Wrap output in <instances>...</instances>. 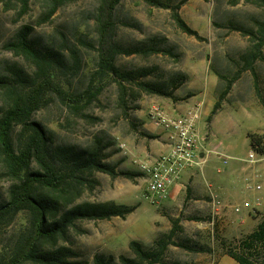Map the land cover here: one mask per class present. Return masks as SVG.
I'll list each match as a JSON object with an SVG mask.
<instances>
[{"label":"rangeland","instance_id":"rangeland-1","mask_svg":"<svg viewBox=\"0 0 264 264\" xmlns=\"http://www.w3.org/2000/svg\"><path fill=\"white\" fill-rule=\"evenodd\" d=\"M100 1L69 2L44 23L39 22L43 8L38 0H32L29 11L22 16H18V3L0 1V76L8 73L9 64H17L32 73V64L23 55L6 46L14 40L22 25L32 24L35 27L33 38L39 47L42 50L54 48L64 56L66 72L60 76L64 85L72 90L83 89L89 75L96 68L97 51L94 46H97L96 14ZM164 1L175 4L180 0ZM180 13L204 37L203 40L183 32L174 22L170 8L151 6L144 0H121L115 9V41L118 44L132 47L142 42H151L163 50L149 56L120 54L116 59L117 65L133 72L145 68L150 70L148 76H139L138 79L170 87L179 82L176 83L178 87L174 88L175 99L142 92L137 100L129 103L125 113L118 102L117 84L111 80L99 94L98 100L86 109L99 119L97 122H88L74 116L55 97H52L48 106L32 116L33 120L56 130L55 145H86L96 137H102L108 144L106 161L118 170L136 173L134 178L122 175L112 178L107 173L95 172L100 184L93 191H85L79 201H112L116 204L135 205L136 209L124 218L112 216L108 219L79 220L77 227L71 229L68 240L59 242L78 254L72 260L93 264L95 254L99 253L113 255L119 263L120 254L135 256L129 247L131 240H139L150 247L156 238L171 230L177 216H184L186 219H194L179 222L181 227L174 242L189 244L193 248L171 244L164 255L165 262L211 264L213 257L206 253L209 242L214 236L221 237V233L226 230L225 218L221 214L229 210L232 216L244 218L247 221L244 226L246 233L256 227L253 219H260L257 216L264 209V203L258 204L254 193L264 195V155L253 151L255 162L242 159L252 151L248 133L264 134V35L257 31L259 22L264 20V8L246 0H188L182 5ZM235 27L252 30L256 35L253 37ZM84 41H90L93 47L84 46ZM260 43H263L260 56L253 61L252 68H246ZM72 50L77 51L81 66L79 69L71 68L74 65ZM179 73L187 74L188 78L174 81L180 77ZM236 74H239L238 78L234 79L228 93L221 97L228 81ZM207 89L209 94H205ZM3 98L0 91V116L3 112ZM200 99H206V102L221 101L219 111L211 120L210 111L196 125L197 132L203 138L201 150L211 148L206 162L197 166V170L209 172L213 177L211 183L219 194L217 199L222 203L218 215L213 211L212 199L199 200L193 197L194 192H190L191 196L185 202L181 201V205L154 206L145 197L144 177L135 163L137 159H145L146 152H153L154 155L163 152L166 144L162 137L164 133H157L153 129L157 126L155 123L152 122V127L145 126V123H150L148 113L151 105H161L171 115H175L173 110L176 109L178 115H181ZM18 129L19 126L15 128L14 134ZM143 131L154 137L143 135ZM216 148L224 150L229 158L221 172L218 169L223 162ZM260 166L259 178L253 181L250 177V180L254 184L261 183L262 189L247 191L245 178L248 172ZM226 169L227 175L234 176L236 185L231 188L233 195L230 197L221 196L224 190L216 180ZM12 183L13 180L4 174L0 161V202L7 198ZM248 200L250 206L240 212L234 211L233 206ZM20 221L17 219L3 233L0 250L2 245L12 242L10 238L19 229ZM207 221L213 223L208 224ZM232 231L228 230L230 238L225 240L242 236L231 237ZM234 264L238 263L234 261Z\"/></svg>","mask_w":264,"mask_h":264},{"label":"trees","instance_id":"trees-1","mask_svg":"<svg viewBox=\"0 0 264 264\" xmlns=\"http://www.w3.org/2000/svg\"><path fill=\"white\" fill-rule=\"evenodd\" d=\"M18 3V16L29 11L32 0H0ZM36 1V0H35ZM43 8L40 23L47 22L63 5L75 0H38ZM121 0H101L96 14L98 32L96 68L89 75L88 82L81 90H72L65 86L60 76L65 73V58L54 48L42 50L33 38L35 27L32 24L22 25L15 34L14 40L7 48L21 54L34 67L28 73L17 64L7 66L8 73L0 76V91L4 97V106L0 116V161L4 174L13 183L8 190L7 198L0 202V238L7 228L17 219L19 229L10 238L12 242L2 245L0 264H83L84 261L72 260L78 254L70 247L60 245V241L69 238L71 229L84 219H108L112 216L125 217L133 212L136 206L116 204L112 201L89 202L79 201L85 191H93L100 181L95 172L109 174L112 178L125 176L134 178L136 173L118 170L106 161L108 144L102 137H96L86 145H55L53 128L47 127L32 119L33 114L48 106L52 97L58 98L70 113L88 122L99 119L86 111L92 102L98 100L99 94L109 81L117 84L118 102L127 113L129 103L137 100L142 92L173 98L174 88L179 82L169 85L138 77L148 76L150 70L145 68L137 72L120 68L116 59L120 54H140L149 56L162 50L155 43L142 42L141 45L124 47L115 41V9ZM156 7L170 8L176 25L185 33L203 40L204 37L182 17L180 9L188 0L175 4L164 0H144ZM264 8V0H246ZM255 37L249 29L235 27ZM258 32L264 35V20L258 24ZM84 46L93 47L89 41ZM252 55V61L246 68H252L253 61L260 56V47ZM74 65L79 69L80 60L76 50H72ZM70 68V69H71ZM174 81L186 80L187 74L179 73ZM228 81L221 97L231 88L234 79ZM221 107V101L215 102L209 116L211 120ZM19 129L14 134L15 128ZM136 127V126H135ZM143 135L154 137L149 132ZM250 149L264 155V134L249 132ZM256 227L238 239L222 241L224 252L239 264H264V209L260 210ZM191 219H194L191 217ZM179 219H174L172 228L163 236L146 247L139 240H131L129 247L134 257L119 255V263L113 255L105 256L96 253L93 264H167L164 255L169 245H181L187 249L189 244L174 242L180 230ZM210 248L206 251L210 252Z\"/></svg>","mask_w":264,"mask_h":264},{"label":"built area","instance_id":"built-area-1","mask_svg":"<svg viewBox=\"0 0 264 264\" xmlns=\"http://www.w3.org/2000/svg\"><path fill=\"white\" fill-rule=\"evenodd\" d=\"M203 102L198 101L189 107L181 115L169 114L161 105H151L149 117L153 123L168 132L170 148L152 157L137 159L135 163L142 173L145 181V197L154 206H162L171 194V187L179 180L181 173L192 166H200L205 162L200 145L203 138L197 132L196 123L201 116ZM226 154L222 156L223 165L218 171H222L228 163ZM242 160L255 162L256 155L251 151ZM248 189L261 190V183H252L250 177H246ZM213 211L219 214L222 205L217 195L212 197ZM246 207L250 202L245 203ZM234 211L240 212L241 205L233 206Z\"/></svg>","mask_w":264,"mask_h":264},{"label":"crops","instance_id":"crops-1","mask_svg":"<svg viewBox=\"0 0 264 264\" xmlns=\"http://www.w3.org/2000/svg\"><path fill=\"white\" fill-rule=\"evenodd\" d=\"M202 94H204V93H202ZM205 94H209L208 89L206 90ZM205 100L206 99H200L199 100V101H202L204 103V107H202L201 116L198 119L196 125L199 124V121H201V118L204 114H209L210 111L212 112L211 109H213L212 107L214 106L215 102H213L211 100H207V102H206ZM173 111H174L175 115H178V113L176 112V109ZM152 124H153L152 120L150 119V123L149 124L145 123V126L148 127L150 125L149 127H152ZM153 129H155L157 131V133H164V135L162 137H163V140L166 141V144L163 147V150L167 151L170 148V140H169L168 132L159 126H155V127H153ZM202 145H203V143L201 142L200 147H202ZM216 149L219 150V152H217V153L219 154V157L222 160V156L226 153H224V150H222V149L221 150L219 148H216ZM208 151H211L210 147L206 150H200V152L203 153V155L205 157V162L207 160ZM152 153L153 152H150V153L146 152L145 155L147 157H152L154 155ZM202 165H200V166H202ZM259 169H261V166L258 168L250 170V172H248V174H247V177H251V179L253 181L254 180L256 181V179H258L260 176V174L258 173ZM224 171L225 172L221 173L222 176H220L216 180H217L219 186H221V188L224 190L221 196H229L230 197V195H233L231 193V190H233V189H231V188H234L236 186L235 181H234V176L231 177L230 175H227V173H228L227 169ZM218 172H221V171H218ZM212 178L213 177L209 172H205V171L199 172L197 170V166H192L190 168L185 169L181 173L179 180L171 187L170 197L167 201H165L163 203L162 206L168 207L169 205H173V204L181 205L180 204L181 201L183 203V202H185V200L188 199L190 192H194L195 194H193V197H196L199 200H201V198L212 199V197L214 195H219V194H217V192L213 188V184L211 183ZM246 189H247V191H253V190L257 191L256 189H248V188H246ZM254 197H255L256 201H259V202H257L258 204L264 203V195H260L258 192H255ZM246 202H249V200L242 202V204H241L242 209L246 208V205H245ZM228 211L229 210L224 212V214H221L225 218L224 221H225V225H226V230L223 231V233H221V235H222L221 237H218V236L215 237L214 236V237H212L211 242H209V248L211 250H210V252L207 251L206 253L211 258L213 257L211 264H234L235 260L232 257H230L229 255H227L224 252L223 248L221 247L222 246L221 241H223V239H225V238L227 239V237L230 238V236L228 234V230H231V229L233 230L231 237H234V236L239 237L240 235H243L246 233L244 226H245V223H247V221L244 218L232 216ZM220 212H221V210H219V213ZM188 218L189 217H187V219ZM175 219H179L180 220L179 222L187 221L186 217H184V216H182V217L177 216V218H175ZM189 219H191V218H189ZM253 220H255V225H257V223L259 222L260 219H253ZM207 223L212 224L213 221H207ZM219 241H220V244H218ZM216 256H217V258L215 259Z\"/></svg>","mask_w":264,"mask_h":264}]
</instances>
